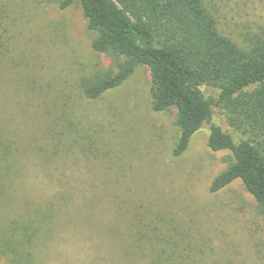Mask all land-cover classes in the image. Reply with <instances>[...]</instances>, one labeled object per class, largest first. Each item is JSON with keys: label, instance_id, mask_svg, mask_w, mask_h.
<instances>
[{"label": "rangeland", "instance_id": "obj_1", "mask_svg": "<svg viewBox=\"0 0 264 264\" xmlns=\"http://www.w3.org/2000/svg\"><path fill=\"white\" fill-rule=\"evenodd\" d=\"M207 4L239 45L264 38V0ZM0 33V107L25 164L15 196L0 203V227L30 212V202L60 204V192L72 193L64 208H52L57 214L37 240L34 264H130L123 255L139 217L190 227L200 264H264V211L253 195L240 180L209 191L231 153L209 148V125L174 153L176 109H154L148 67L137 65L99 98L84 95L83 81L117 59L93 49L96 33L79 5L0 0ZM213 120L234 132L220 109Z\"/></svg>", "mask_w": 264, "mask_h": 264}, {"label": "trees", "instance_id": "obj_2", "mask_svg": "<svg viewBox=\"0 0 264 264\" xmlns=\"http://www.w3.org/2000/svg\"><path fill=\"white\" fill-rule=\"evenodd\" d=\"M50 1L60 8L79 5L89 29L96 33L93 49L117 59L110 69L83 81L86 97L99 98L123 83L137 65H145L151 74L154 109H176L179 139L174 153H183L194 134L209 125V148L232 156L227 168L212 180L210 193L218 194L240 180L264 211L262 36L255 35L246 46L239 45L220 31L208 0ZM3 46L0 33V52ZM202 86L216 88L218 96H207ZM215 109L221 110L234 132L214 122ZM19 145L0 107V203L13 199L11 190L24 173ZM70 193L60 192V204L30 202V212L13 216L0 227V264H34L37 240L52 228L57 214L52 208L56 204L64 208ZM136 221L140 224L129 233L135 242L123 255L130 264H200L193 254L196 246L190 227L176 220L159 226L151 221L141 223L140 217Z\"/></svg>", "mask_w": 264, "mask_h": 264}]
</instances>
